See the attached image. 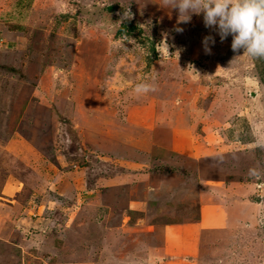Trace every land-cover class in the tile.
I'll list each match as a JSON object with an SVG mask.
<instances>
[{
    "label": "rangeland",
    "instance_id": "obj_1",
    "mask_svg": "<svg viewBox=\"0 0 264 264\" xmlns=\"http://www.w3.org/2000/svg\"><path fill=\"white\" fill-rule=\"evenodd\" d=\"M177 15L163 0H0V264H148L138 242L194 221L223 185L237 225L205 260L264 264V57ZM39 232L44 248L25 245Z\"/></svg>",
    "mask_w": 264,
    "mask_h": 264
},
{
    "label": "crops",
    "instance_id": "obj_2",
    "mask_svg": "<svg viewBox=\"0 0 264 264\" xmlns=\"http://www.w3.org/2000/svg\"><path fill=\"white\" fill-rule=\"evenodd\" d=\"M149 140L150 141H148L149 143L148 145L154 146L152 143L155 141L158 143V137H151ZM167 141H169V139H167ZM19 144H24V143H19ZM100 146L103 148L111 149L115 145H109L106 143V141L105 142L102 141V143H100ZM183 148L184 150L181 149V151L185 153L188 152L186 150L190 149L187 146H183ZM145 165H149V163ZM152 165L154 164L152 163ZM8 179L9 177L7 176L4 182V188H6L7 191H12L11 188L9 189L7 188V185L9 183L7 184L6 180ZM117 185H123V184L120 183L112 186H117ZM155 186L157 187L155 191H158L162 189L165 185H163L159 181L158 184H156ZM226 187L228 186L226 185ZM226 187L224 185L221 187L222 190L224 191L225 196L222 195L221 190L218 188H214V189L208 188L209 191L206 192V197L211 193L212 195L211 201L214 202V204L201 203L198 206L199 209L198 217L194 219V221L165 225L163 227H160L161 236L159 240H151V242L149 241L148 243H146L143 240L141 242H138L139 246L137 247V250L135 252L139 256L138 257L135 256L136 260H138L139 257L148 256L147 258L148 264H153L154 259L159 260L157 264H194V261L195 264H215V263L221 264L219 262L211 263L209 261H206L205 257L207 253L216 254L217 253L216 251L219 250L220 248L219 245L221 241H218V238L220 233L222 232L226 233L229 232L230 230H234L235 229L234 226L237 225V222H234L233 218L231 217L232 204H230V202H232L233 200H231L232 199L231 196L226 194L227 191ZM128 188L130 189L132 188L131 183H129ZM206 201L207 198H205V200L202 202H206ZM248 206L252 207V210L254 207H256L253 202L248 203ZM87 209L89 212H92V214H95L97 212V210H95V208L92 207L91 205H88ZM178 214L180 216L182 213L179 212ZM36 235H38L36 237L37 241H34L32 239L26 241L25 245L37 244L39 248L40 247L44 248L47 245V242L44 241L49 238L45 234L42 235L41 232L37 233ZM0 237L2 236L0 235ZM147 239L148 238L146 237V241ZM23 241L22 242L19 241V244L15 246L17 251L20 252L21 254H23L22 251L23 249L22 247L24 246ZM145 243L148 245L147 246L148 252H146ZM117 246L119 247L118 244ZM150 249H151V253L149 252ZM41 250L42 249H38V250L29 249L30 253H38L41 252ZM126 261L129 260L127 259Z\"/></svg>",
    "mask_w": 264,
    "mask_h": 264
},
{
    "label": "clouds",
    "instance_id": "obj_3",
    "mask_svg": "<svg viewBox=\"0 0 264 264\" xmlns=\"http://www.w3.org/2000/svg\"><path fill=\"white\" fill-rule=\"evenodd\" d=\"M163 3L177 10V24L189 22L193 13H202L205 27L214 28L221 41L232 36L234 52L242 50L239 55L246 54L249 58L264 57V0H163ZM176 31L182 29L177 27ZM202 44L205 53L210 54L215 38L205 36ZM152 90L153 85L143 82L133 89L137 95Z\"/></svg>",
    "mask_w": 264,
    "mask_h": 264
},
{
    "label": "trees",
    "instance_id": "obj_4",
    "mask_svg": "<svg viewBox=\"0 0 264 264\" xmlns=\"http://www.w3.org/2000/svg\"><path fill=\"white\" fill-rule=\"evenodd\" d=\"M131 28H133V26H130Z\"/></svg>",
    "mask_w": 264,
    "mask_h": 264
}]
</instances>
